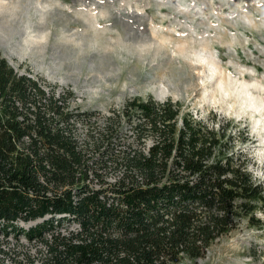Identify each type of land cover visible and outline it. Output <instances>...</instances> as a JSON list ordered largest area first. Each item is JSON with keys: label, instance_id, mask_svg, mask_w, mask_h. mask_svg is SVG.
Returning <instances> with one entry per match:
<instances>
[{"label": "trees", "instance_id": "obj_1", "mask_svg": "<svg viewBox=\"0 0 264 264\" xmlns=\"http://www.w3.org/2000/svg\"><path fill=\"white\" fill-rule=\"evenodd\" d=\"M58 101L35 79L15 72L0 53V229L16 219L64 212L82 224L77 235L53 238L43 264L195 259L236 225L237 207L245 215L257 201L264 203V182L252 178L245 162L235 166L223 150L225 125L213 129L184 116L175 137L179 109L169 102L157 108L150 98L131 104L142 109L159 139L149 156L126 158L128 185L125 180L114 185L111 196L102 191L78 196L74 188L95 158L67 133V114Z\"/></svg>", "mask_w": 264, "mask_h": 264}, {"label": "rangeland", "instance_id": "obj_2", "mask_svg": "<svg viewBox=\"0 0 264 264\" xmlns=\"http://www.w3.org/2000/svg\"><path fill=\"white\" fill-rule=\"evenodd\" d=\"M57 1L61 4L55 3L51 9L48 7L50 10L47 11L46 16L49 17L42 20V24L38 20L36 9L31 8L30 16L36 26L35 29L40 32L47 30L45 33H48L49 40L44 41L45 53L43 59H38L39 63L36 62V58L27 54L20 56L16 51L12 56L13 62L10 60L16 71L25 75L35 73L38 80L44 82L49 91L63 89L66 93H70L68 102L71 105L76 103L77 95L83 96V105L93 101L99 105L106 104L114 107L115 104L129 99L142 101L149 98L154 102H169L170 107L179 109L175 137L184 116L204 121L213 129L225 125V136L222 137L221 143L223 146L226 145L223 149L225 153L233 157L235 166L245 162L244 169L252 175V178L264 182V156L262 158L257 154L258 138L253 132L249 117L243 114L236 115L232 110L227 111L225 107L220 106L221 104L216 107L212 104L200 106L197 101L198 91L192 93L190 88L187 91L184 90V97L168 96L163 100H157L147 91L144 94L126 93L118 102L117 97L121 91L123 78L130 74L135 65V57L124 64L127 51L115 45L118 33L128 44L142 36L150 38L156 44L160 34L169 28L174 40L166 42V48L161 53L167 56L172 55L176 61L183 63L185 69H188L187 64L193 63L191 62L193 56L191 52H188L190 49L185 51L186 56L183 57L182 54L174 52L178 50L176 43L190 36V33L193 37H206L211 40L226 74L248 82L256 80L264 86V0H87L88 7L95 12H99L102 7H107L112 13H106L98 19L102 44L94 45L93 51L84 57L85 59L75 60L74 64H69L66 55L61 52L63 47L55 46L53 43L62 37V29L65 27L71 28L69 31L83 30L85 19L78 13L85 1ZM243 10L251 17L249 20L243 17ZM132 11H141L142 19L133 16ZM127 18L130 20L131 27L126 25ZM19 28V22H16L15 30L11 32L13 35L11 41L15 50H19L16 46L17 40H20L21 28ZM232 37L234 40L229 44L228 41ZM106 43L112 44L109 47L110 50L102 49ZM118 49L122 51V55L119 54ZM127 56H129L128 53ZM40 62L44 64V68L61 63L59 73L55 74L56 77L49 76L45 71L37 69ZM115 66L125 67L120 78L115 77L117 73ZM60 78H63V81ZM142 79L146 78L141 77ZM263 88V91L256 89L262 98H264ZM188 94L189 96H186ZM223 146L217 147L215 154H219ZM240 202L241 200L238 199L237 204ZM255 205L254 212L251 211L245 215L243 210L237 207L239 214L234 217L236 225L214 239L201 256L195 259L181 256L174 264H264V203L257 201ZM204 217L205 214L201 212V218ZM252 217L260 219L261 224L254 225L251 221Z\"/></svg>", "mask_w": 264, "mask_h": 264}, {"label": "bare ground", "instance_id": "obj_3", "mask_svg": "<svg viewBox=\"0 0 264 264\" xmlns=\"http://www.w3.org/2000/svg\"><path fill=\"white\" fill-rule=\"evenodd\" d=\"M84 1L85 4L80 6L78 13L81 14L86 21V23L83 21L85 24L83 30L81 32L69 31L71 28L65 27L62 29V37L58 40L56 39V42L53 43L55 46L63 47L61 52L66 55L69 64H74L73 62L78 59H85L84 57L88 56V54L93 51L94 45L102 44L100 41L101 33L98 19L99 17L105 16L106 13H110L107 7H102L99 12H95L86 4L88 3L87 0ZM238 2L239 1H237V3ZM55 3L58 5L61 4L57 0H0V50H2L3 54L8 57L9 60H12V56L16 51L20 56H22V54H27L36 58V62H38V59H43L46 46L44 41L49 40L48 33H45L47 30L45 32H40V30L37 31L35 29L36 26L32 22L30 10L32 7L36 9L38 20L41 21L42 24V20H46V17H49L46 16L47 11L50 10ZM48 7L50 9H48ZM141 11H132L133 13H131L133 16H137L136 18L139 17V19H142ZM126 13H128V11H126ZM243 17L248 20L251 18L244 10ZM16 22H19L21 28H19L21 30L19 35L20 40H17L16 44L19 50H15L13 42L11 41L13 36L11 32L13 33V30H15L14 27ZM126 25L131 27L128 18ZM35 31L37 32L34 33ZM116 39L117 43H115V45L121 46V49L126 50L129 55L127 56L126 53L127 59L124 64H127V62H130L129 60H132L131 58L135 57V65L129 72L130 74L123 78L121 91L117 97L118 102L126 93L144 94L148 91L155 99L163 100L168 96L173 98L184 97V90L187 91L188 88L191 89L192 93L198 91L197 101L200 106L212 104L216 107L221 104L220 106L225 107L227 111L232 110L236 115L241 116L243 114L245 117L250 118L253 125V132L258 138V143L256 144L258 146L257 154L259 157L263 158L264 98L256 92V89L263 91L262 87L264 86L256 80L248 82L226 74L218 60L210 39L206 37H193L190 33V36L185 37L183 40H178L177 43L175 42L178 50L174 52L182 54L183 57L186 56L185 51L190 49L188 52H191L190 54L193 56V61L190 59L193 63L187 64L188 69H185L183 63H180L181 61H176L172 55L167 56L161 53L163 49L166 48L165 43L174 40V36L171 34L169 28L160 34L156 44L153 43L154 41H151L150 38L143 36L135 42L128 44V42L124 41L120 33L117 34ZM233 40L234 37H232L228 43L231 44ZM46 43H48V41ZM110 45L112 44L106 43L105 47L102 46V49L107 50L108 48V50H110ZM117 51H119V49ZM121 52L122 51H119V54L122 55ZM43 65L44 64L40 62V65H37V69H41L49 76L54 77L55 74L59 73L61 63L54 64L52 67L46 66L45 68ZM147 66L149 67L146 68ZM124 68V66H117L115 68L117 71L116 78L122 76ZM141 77L146 79L141 80ZM60 80L63 81V78H60ZM186 96H189V94ZM235 105H237V108H235Z\"/></svg>", "mask_w": 264, "mask_h": 264}, {"label": "built area", "instance_id": "obj_4", "mask_svg": "<svg viewBox=\"0 0 264 264\" xmlns=\"http://www.w3.org/2000/svg\"><path fill=\"white\" fill-rule=\"evenodd\" d=\"M14 70L19 75L25 74L16 71V68ZM26 75L35 79L47 96L54 95L59 100L58 104L67 114L64 121L67 133L87 157L95 158V161L89 162L88 174L84 180L80 179L74 193L81 196L89 191H102L111 196L110 189L114 185L124 183L123 180L128 185L124 178L126 158L136 154L149 156L151 147L159 139L150 119L140 107L131 104L134 99L111 107L93 101L83 105V96L77 95L76 103L71 105L68 102L70 93L63 89L49 91L35 73ZM154 103L157 108L165 105L164 101ZM132 171L135 173L136 170ZM41 223H47L46 227L39 228ZM81 230V222L66 212L45 214L33 220L16 219L13 224L0 229V264H43L49 256L48 248L53 238L70 237ZM167 264L174 262L167 261Z\"/></svg>", "mask_w": 264, "mask_h": 264}, {"label": "water", "instance_id": "obj_5", "mask_svg": "<svg viewBox=\"0 0 264 264\" xmlns=\"http://www.w3.org/2000/svg\"><path fill=\"white\" fill-rule=\"evenodd\" d=\"M0 53H1V56H2L3 58H5V59L7 60V62H8L13 68H15V66L12 65L11 61H10L9 59H7V58L3 55V53L1 52V50H0Z\"/></svg>", "mask_w": 264, "mask_h": 264}]
</instances>
